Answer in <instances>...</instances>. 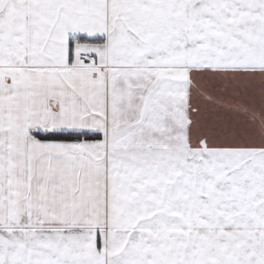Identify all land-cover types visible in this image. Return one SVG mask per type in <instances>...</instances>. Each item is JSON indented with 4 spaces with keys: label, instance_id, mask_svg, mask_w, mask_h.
I'll return each mask as SVG.
<instances>
[{
    "label": "snow or ice",
    "instance_id": "snow-or-ice-1",
    "mask_svg": "<svg viewBox=\"0 0 264 264\" xmlns=\"http://www.w3.org/2000/svg\"><path fill=\"white\" fill-rule=\"evenodd\" d=\"M0 264H264V0H0Z\"/></svg>",
    "mask_w": 264,
    "mask_h": 264
}]
</instances>
